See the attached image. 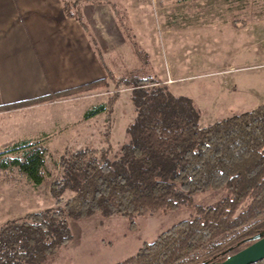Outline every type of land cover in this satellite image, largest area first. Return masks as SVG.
<instances>
[{
  "label": "rangeland",
  "instance_id": "rangeland-1",
  "mask_svg": "<svg viewBox=\"0 0 264 264\" xmlns=\"http://www.w3.org/2000/svg\"><path fill=\"white\" fill-rule=\"evenodd\" d=\"M64 1L77 2L73 11H81L95 39L108 85L45 101L58 119L70 121L43 142L32 143L44 149L42 184L30 181L14 165L13 159L23 150L0 156V227L29 213L56 209L51 185L63 175L64 158L79 149H95L98 156L106 151L113 159L119 156L136 117L132 88L119 85L123 77H158L173 94L191 97L202 126L264 103V0ZM115 93L119 98L112 108L85 117L93 107L108 104ZM226 194L210 188L194 194L191 205L133 218L99 212L69 218L72 237L46 264H117L136 256L178 222L198 216V207L206 208ZM72 195L67 190L62 197Z\"/></svg>",
  "mask_w": 264,
  "mask_h": 264
},
{
  "label": "trees",
  "instance_id": "trees-1",
  "mask_svg": "<svg viewBox=\"0 0 264 264\" xmlns=\"http://www.w3.org/2000/svg\"><path fill=\"white\" fill-rule=\"evenodd\" d=\"M76 4L64 1L65 13L86 27L81 11H73ZM123 84L132 88L136 117L128 126L129 139L119 156L113 159L106 151L98 156L95 149L84 148L64 158L63 175L51 185L58 207L3 224L0 264H46L71 239L69 218L95 212L133 218L173 210L181 204L191 205L194 194L210 188L227 194L206 208L198 207V216L178 222L145 244L136 256L117 264L223 261L252 244L258 234L264 236V103L202 126L193 99L173 94L160 78L129 75L119 81ZM105 85L107 78H102L50 96L1 105L0 111ZM118 98L115 93L108 104L93 107L85 117L112 108ZM20 150L24 152L13 159L14 165L30 181L42 184L44 149L25 142L0 156ZM67 190L73 195L64 200ZM254 264H264V259Z\"/></svg>",
  "mask_w": 264,
  "mask_h": 264
},
{
  "label": "crops",
  "instance_id": "crops-1",
  "mask_svg": "<svg viewBox=\"0 0 264 264\" xmlns=\"http://www.w3.org/2000/svg\"><path fill=\"white\" fill-rule=\"evenodd\" d=\"M105 77V64L88 27L66 15L64 0H0V106ZM49 106L45 102L0 112V152L43 142L70 121L58 119Z\"/></svg>",
  "mask_w": 264,
  "mask_h": 264
},
{
  "label": "water",
  "instance_id": "water-1",
  "mask_svg": "<svg viewBox=\"0 0 264 264\" xmlns=\"http://www.w3.org/2000/svg\"><path fill=\"white\" fill-rule=\"evenodd\" d=\"M255 241L234 252L223 261L203 262L201 264H254L264 259V236L258 234Z\"/></svg>",
  "mask_w": 264,
  "mask_h": 264
}]
</instances>
